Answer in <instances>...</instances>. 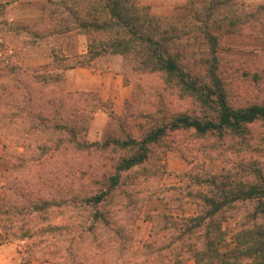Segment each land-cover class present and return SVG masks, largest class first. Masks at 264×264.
<instances>
[{
	"label": "trees",
	"instance_id": "trees-1",
	"mask_svg": "<svg viewBox=\"0 0 264 264\" xmlns=\"http://www.w3.org/2000/svg\"><path fill=\"white\" fill-rule=\"evenodd\" d=\"M226 1L207 0L200 8L193 4L186 27L160 24L136 0H47L49 25L39 36L52 39L77 31L88 37L85 54L58 58V66H93L107 53L131 56L135 70L162 74L168 87L181 97L192 98L199 110L167 116L159 108L160 117L144 127L137 125L136 134L126 130L107 135L103 141L87 142L78 138V122L84 118H73L81 113L79 98L71 100L58 89L59 72L1 67L6 75H14L3 81L0 76V117L10 124H0V138L5 141L3 155L12 161L2 184L0 244L15 238L29 246L43 245L48 242L46 234L67 230L81 240L91 236L98 241V230L107 229L113 240L98 246L123 249L122 264H187L190 260L195 264H264V171L254 168L252 172L239 165L241 156L233 158L220 174L193 175L190 184L178 187L190 197L184 205H194L195 211L173 214L170 211L182 205H165L166 212L152 214L142 258L128 259L131 230L147 197L139 196L134 187L138 178L128 171L141 166L143 173H149L145 165L156 159L150 158L152 148L157 146L158 151V144L174 131L223 140L243 135L248 124L264 122V103L232 105L218 76V38L208 21L212 9ZM194 11L203 14L204 26L195 23L201 19ZM218 21L217 27L225 30L242 23L233 6ZM199 39L204 49L195 47ZM196 65L204 70L202 78L193 68ZM19 121L26 125L15 124ZM37 133L40 142L35 139ZM24 150L31 156H25ZM103 153L111 157L101 162L91 158ZM73 154L81 158L78 164L67 160ZM160 167L164 174L163 164ZM67 212L85 213L87 218L76 224L50 223ZM93 249V245L81 246L80 252L93 253Z\"/></svg>",
	"mask_w": 264,
	"mask_h": 264
},
{
	"label": "rangeland",
	"instance_id": "rangeland-1",
	"mask_svg": "<svg viewBox=\"0 0 264 264\" xmlns=\"http://www.w3.org/2000/svg\"><path fill=\"white\" fill-rule=\"evenodd\" d=\"M136 1L146 6L148 12L157 18L160 24L164 26L185 25L186 27L189 26L187 25L188 15L192 12L193 4L196 8H200L202 4L207 2V0ZM17 4L20 10L17 15L18 21L16 25L11 24V21L0 19V35L5 38L9 39L10 35L11 39L17 37L20 40L23 37L24 47L31 45L29 43L32 41L46 42L52 40L56 49L61 50L63 41L66 38H70L75 32L73 31L64 37L52 39L46 36H39V34L45 33L49 25L47 12L50 7L47 0H19ZM228 6H233L236 9V15L242 19V23L237 27L225 30L217 26L220 24L218 20L223 17ZM212 12L208 24L212 33L218 38L216 46L217 71L224 85L228 101L235 106L264 103V0H227L226 5H221L219 9H212ZM0 13L3 16L6 13L9 14L10 10L6 11L5 7H0ZM196 18L201 19V22L195 21V23L204 26V21L206 20H204L203 14L198 13ZM214 21H216L215 25L213 24ZM20 36L21 38H19ZM201 37L203 38V36ZM199 40L194 42L195 47L204 49L206 45L202 44L201 40L199 42ZM6 46L8 45L4 43L0 49L4 51V55L6 54ZM25 54L29 56L30 51H26ZM124 60L127 81L132 82L135 87L134 102L126 100L119 115L110 112L111 106L108 103L98 105L101 111L107 115L109 112L111 113L110 118L108 116L109 119L103 131L89 132V130L87 131L89 122L98 106L92 100L79 101L78 107L81 113L73 117L79 118L81 116L84 118L82 123L77 121L79 126L82 125L81 129L78 126L79 139L87 142H93L95 139L103 141L107 135L117 136L126 130L136 134L137 128H139L137 125L146 126L150 120L159 118L160 113L169 116L180 110L188 113L198 112L197 103L190 97H181L175 88L168 87L162 74L141 73L135 70V62L131 56H124ZM193 68L202 78L204 70L199 65ZM81 103L84 106L83 109L80 108ZM159 108L162 110L160 113L157 111ZM6 122H8L6 119L2 120L0 117V124L10 127V124L8 125ZM22 122L19 121L15 124L26 125L25 122ZM39 138L40 135L37 133L35 138L37 142L41 141ZM4 142L0 138V145ZM158 147V151L157 146L153 147V151L150 154V158L155 156L156 159H153V161L148 160L145 165L149 173H143L141 166L128 171V174L136 175L138 178L134 187L139 189V196H147L141 205V216L135 221L131 230L128 259L131 258L130 260L132 261L142 258L144 244L151 228L152 214L166 212L165 205L172 207L182 205V209L171 210L170 212L173 214L186 215L195 211L194 205L190 203L184 205V202L190 197H185L181 193V188H178L190 184L193 175L220 174L227 165L232 164V159L236 158V156H241L239 165H243L244 168L249 167L252 172L254 168L264 171V122L257 121L248 124L243 135H236L233 138H224L223 140L213 136H197L192 131L178 130L165 137L162 143L158 144ZM21 149L18 150L23 151V148ZM155 150L157 152L154 153ZM24 151L25 156H31L30 151ZM158 152L162 153L160 157H156L159 155ZM2 156L5 160L3 159L1 164L3 170H6L11 166L12 161L4 155ZM92 157H94L96 162H101L103 157L109 159L111 156L103 153V156L98 157V159L95 155H92ZM67 160L71 164H78L81 158L73 154L68 156ZM160 164H163V168H165L164 174H162L164 170L159 169ZM52 173L50 176H52ZM4 178L5 176L2 174L1 183H3ZM167 190L169 195H167ZM86 218L87 215L85 213L67 212L61 217L50 220V223L67 222L68 224H76L81 219L84 220ZM67 231L69 232L61 234L50 232L46 234L44 237L48 242L43 245L29 246V244L24 243L25 240L15 238L1 243L0 247L4 245L6 246L5 249L10 248V251L13 252L11 261L6 264H82L85 261L89 264H122L124 262L122 258L126 254L124 255L123 249L112 250L109 248L107 250L105 247L101 248L98 246L100 243L108 245V242L113 240L107 229L98 230L100 233L98 241L91 236L81 240L73 236L76 235L74 231ZM107 237H109L110 241ZM81 241L84 245H82ZM92 245L95 248L93 249L95 252L86 251V254L80 252L81 246L88 248L89 246L92 247ZM64 247L66 249H63ZM76 252L78 253L76 254ZM4 253L7 254L8 252L5 251ZM187 264H195V262L190 260Z\"/></svg>",
	"mask_w": 264,
	"mask_h": 264
},
{
	"label": "crops",
	"instance_id": "crops-1",
	"mask_svg": "<svg viewBox=\"0 0 264 264\" xmlns=\"http://www.w3.org/2000/svg\"><path fill=\"white\" fill-rule=\"evenodd\" d=\"M19 0H0V7H5L6 11L10 10V13L1 15L0 19L11 21V24L17 23V15L20 7H18ZM12 31V30H11ZM10 33V32H9ZM11 34V33H10ZM71 34V33H69ZM0 35V49L4 43L8 46L5 47L6 56L4 51L0 50V76L1 81L13 74H7L1 67L14 66L17 72H29L37 70L41 73L59 72L62 77V81L58 84V89L64 93L69 94L70 99L79 98V101L86 102L92 100L96 106H100L102 103H108L110 112L116 115L121 113L123 104L126 100L134 102L135 99V87L132 82L127 81L125 71V60L121 54L107 53L96 59V63L93 66L76 65L74 67L62 68L57 65L58 58L68 60L76 58L79 55L85 54L87 50L88 37L82 32H73L70 38H66L63 41L62 49L57 50L54 42L48 40L32 41L31 45L24 47V40L21 36L20 40L17 37L9 35V39ZM26 51H30V55L27 56ZM16 74V73H15ZM84 100V101H83ZM79 104V103H78ZM97 107L93 113V117L89 122L87 131L97 132L103 131L106 128L107 120L110 118V112L108 115L101 111L100 107ZM83 104H80V108L83 109ZM109 116V118H108ZM93 141H100L95 139ZM21 149V148H19ZM22 150V149H21ZM3 147L0 145V202L2 199V184L1 178L4 174L3 170ZM5 160V159H4ZM6 246L0 247V264H6L11 261L13 252L10 248L5 249ZM8 253L5 254L4 252ZM11 252V253H10Z\"/></svg>",
	"mask_w": 264,
	"mask_h": 264
}]
</instances>
